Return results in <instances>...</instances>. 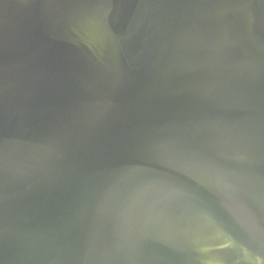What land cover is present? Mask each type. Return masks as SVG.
Segmentation results:
<instances>
[{
  "label": "water",
  "instance_id": "water-1",
  "mask_svg": "<svg viewBox=\"0 0 264 264\" xmlns=\"http://www.w3.org/2000/svg\"><path fill=\"white\" fill-rule=\"evenodd\" d=\"M0 264H264V0H0Z\"/></svg>",
  "mask_w": 264,
  "mask_h": 264
}]
</instances>
